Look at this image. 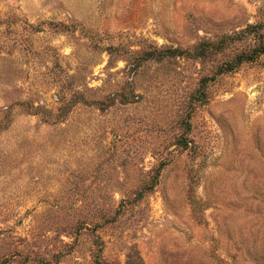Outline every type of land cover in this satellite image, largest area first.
<instances>
[{"label":"rangeland","instance_id":"374dc122","mask_svg":"<svg viewBox=\"0 0 264 264\" xmlns=\"http://www.w3.org/2000/svg\"><path fill=\"white\" fill-rule=\"evenodd\" d=\"M259 22L264 0H0V264H264V53L220 70Z\"/></svg>","mask_w":264,"mask_h":264},{"label":"trees","instance_id":"16d2710c","mask_svg":"<svg viewBox=\"0 0 264 264\" xmlns=\"http://www.w3.org/2000/svg\"><path fill=\"white\" fill-rule=\"evenodd\" d=\"M263 28H264V25L261 22H259V23L254 24V25H249L247 30H246V33L254 34V35L262 34ZM221 44H223V43H221ZM210 45H211V42L207 41V40L200 43L197 46L198 56H201V57L207 56L210 52V47H211ZM261 53H264V46L260 47V49L255 50V52H253V53H248L247 55L240 56L237 63L226 62L223 66L220 67V70H221V72L230 71V70L234 69V67L237 64L242 63L244 61L253 60L257 57L256 55L261 54ZM203 89L205 91V88H203Z\"/></svg>","mask_w":264,"mask_h":264}]
</instances>
